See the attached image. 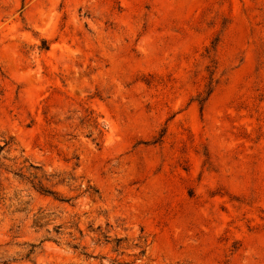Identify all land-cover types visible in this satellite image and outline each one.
<instances>
[{"label":"rangeland","instance_id":"obj_1","mask_svg":"<svg viewBox=\"0 0 264 264\" xmlns=\"http://www.w3.org/2000/svg\"><path fill=\"white\" fill-rule=\"evenodd\" d=\"M0 264H264V0H0Z\"/></svg>","mask_w":264,"mask_h":264}]
</instances>
